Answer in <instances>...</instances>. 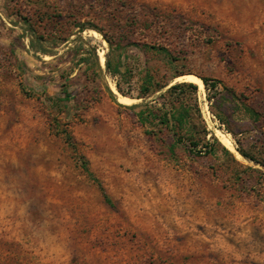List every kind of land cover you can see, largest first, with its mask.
<instances>
[{
  "label": "rangeland",
  "instance_id": "374dc122",
  "mask_svg": "<svg viewBox=\"0 0 264 264\" xmlns=\"http://www.w3.org/2000/svg\"><path fill=\"white\" fill-rule=\"evenodd\" d=\"M0 264H264V0H0Z\"/></svg>",
  "mask_w": 264,
  "mask_h": 264
},
{
  "label": "trees",
  "instance_id": "16d2710c",
  "mask_svg": "<svg viewBox=\"0 0 264 264\" xmlns=\"http://www.w3.org/2000/svg\"><path fill=\"white\" fill-rule=\"evenodd\" d=\"M84 29V28H81V30ZM166 51V50H164ZM107 66L109 67V63L107 64ZM115 74H118L120 73L119 69H116ZM202 81L204 82V85L206 86V89L208 91H211V90H216L217 87L219 86V82L218 81H213V80H209V79H202ZM183 87H192L193 89H197V86L194 85V84H186V83H183V84H178L176 86H173L171 88V90H177V89H182ZM212 98H215L212 97ZM254 113V112H253ZM170 118L167 119V124L170 126H173V127H182V128H185L187 125H188V122H189V111L188 110H179V109H176V108H173L170 112ZM254 115H257V114H254ZM181 141L182 139H184L183 137H180L179 138ZM192 145L197 147L198 146V143H195L194 141H192ZM104 197L107 201L108 200V197L106 194H104Z\"/></svg>",
  "mask_w": 264,
  "mask_h": 264
},
{
  "label": "bare ground",
  "instance_id": "6f19581e",
  "mask_svg": "<svg viewBox=\"0 0 264 264\" xmlns=\"http://www.w3.org/2000/svg\"><path fill=\"white\" fill-rule=\"evenodd\" d=\"M99 34V33H98ZM100 62L101 64H105V58H104V54H100ZM184 81H188L190 83H194L196 85H198L200 88H203L204 87V82L202 80H200L199 78L193 76V75H187V76H184V77H180L179 80H183ZM137 100V99H136ZM136 100L134 99H129V98H126V97H122L120 96L119 98V102L122 103V104H126V105H130V104H133L136 102ZM208 108V106H207ZM221 137H222V143L229 149H233V143L230 139L229 136H226V135H223L222 133H220Z\"/></svg>",
  "mask_w": 264,
  "mask_h": 264
}]
</instances>
